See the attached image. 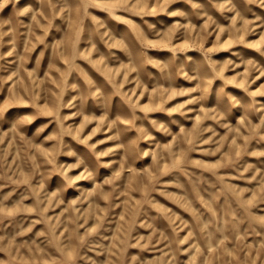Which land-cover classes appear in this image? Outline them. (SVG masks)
Masks as SVG:
<instances>
[{"label": "rangeland", "instance_id": "rangeland-1", "mask_svg": "<svg viewBox=\"0 0 264 264\" xmlns=\"http://www.w3.org/2000/svg\"><path fill=\"white\" fill-rule=\"evenodd\" d=\"M0 264H264V0H0Z\"/></svg>", "mask_w": 264, "mask_h": 264}]
</instances>
